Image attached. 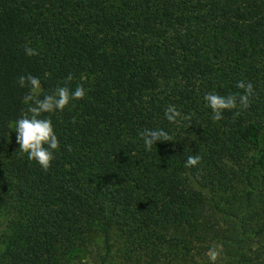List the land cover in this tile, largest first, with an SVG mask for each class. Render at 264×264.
Returning <instances> with one entry per match:
<instances>
[{"label":"trees","instance_id":"16d2710c","mask_svg":"<svg viewBox=\"0 0 264 264\" xmlns=\"http://www.w3.org/2000/svg\"><path fill=\"white\" fill-rule=\"evenodd\" d=\"M80 85L44 170L13 126ZM0 264H264V0H0Z\"/></svg>","mask_w":264,"mask_h":264},{"label":"clouds","instance_id":"9594fccd","mask_svg":"<svg viewBox=\"0 0 264 264\" xmlns=\"http://www.w3.org/2000/svg\"><path fill=\"white\" fill-rule=\"evenodd\" d=\"M28 56L35 55V51L26 48ZM21 87L26 85L31 88L32 94L25 97V103L33 101L36 93L41 89V81L38 77L28 75L19 78ZM237 87L243 90L241 95L221 96L214 92H209L203 97L208 108L212 110V119L221 120L225 110H232L238 107L247 108L249 97L254 94L251 82L239 81ZM87 95L86 89L80 85L72 91L68 87H59L54 94L45 95L43 99H35L34 104H30L27 114H23L14 124L16 132V143L19 150L26 153L29 160L36 161L44 170H47L53 160L55 153L60 148V141L51 118H42L43 113L63 111L73 100L83 99ZM181 113L173 105L165 110V118L170 122H175ZM145 147L151 149L158 142L168 141V133L163 129H145L142 134ZM200 160L199 155L189 156L186 166H195ZM220 255V246H214L210 251V258L215 261Z\"/></svg>","mask_w":264,"mask_h":264}]
</instances>
